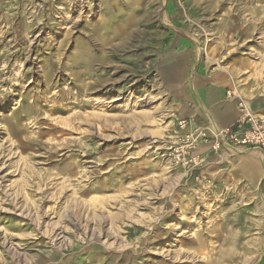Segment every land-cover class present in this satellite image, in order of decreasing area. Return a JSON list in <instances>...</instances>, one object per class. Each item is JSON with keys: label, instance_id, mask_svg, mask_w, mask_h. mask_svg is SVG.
Here are the masks:
<instances>
[{"label": "rangeland", "instance_id": "rangeland-1", "mask_svg": "<svg viewBox=\"0 0 264 264\" xmlns=\"http://www.w3.org/2000/svg\"><path fill=\"white\" fill-rule=\"evenodd\" d=\"M210 88L264 115V0H0V264H264L257 151L165 154Z\"/></svg>", "mask_w": 264, "mask_h": 264}, {"label": "built area", "instance_id": "built-area-1", "mask_svg": "<svg viewBox=\"0 0 264 264\" xmlns=\"http://www.w3.org/2000/svg\"><path fill=\"white\" fill-rule=\"evenodd\" d=\"M227 97L231 99L232 93L228 92ZM239 107L242 110L239 119L227 128L212 123L198 126L194 120H180L165 152L168 160L185 168L202 164L195 155L200 145H207L214 153L225 149L253 148L264 160V115L251 114L243 102L239 103Z\"/></svg>", "mask_w": 264, "mask_h": 264}, {"label": "crops", "instance_id": "crops-1", "mask_svg": "<svg viewBox=\"0 0 264 264\" xmlns=\"http://www.w3.org/2000/svg\"><path fill=\"white\" fill-rule=\"evenodd\" d=\"M220 84L225 85L226 82L223 79H218ZM227 89H207L206 92L200 94L198 96V102L200 104V108L197 110V119L195 121L196 125L198 126H205L209 123L215 124L220 128H227L233 125L240 117V113L237 110L235 103L226 97ZM205 108L207 112L203 110ZM225 155H229L228 152H224ZM258 157H254V159L258 158L260 168L262 167L263 175H262V184L264 179V160L263 156L257 151ZM195 155L198 157L199 160L203 161V164H206L208 160L217 155L211 151V149L207 145H200ZM215 158V157H214ZM217 158V157H216ZM247 161V168L250 169L248 171V175H250V179H253L252 175L256 177L255 166L253 165L252 159L246 158ZM259 185V183L257 184Z\"/></svg>", "mask_w": 264, "mask_h": 264}, {"label": "bare ground", "instance_id": "bare-ground-1", "mask_svg": "<svg viewBox=\"0 0 264 264\" xmlns=\"http://www.w3.org/2000/svg\"><path fill=\"white\" fill-rule=\"evenodd\" d=\"M253 151V150H252ZM257 153V152H256ZM255 153V154H256ZM242 157V156H241ZM244 158V157H243ZM247 165V164H246ZM247 167V166H246ZM252 177H253V179H251V181H252V183L253 184H255V185H257L258 183H259V181L255 178V176L254 175H252ZM110 234V233H109ZM108 235V234H107Z\"/></svg>", "mask_w": 264, "mask_h": 264}]
</instances>
